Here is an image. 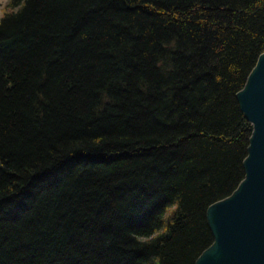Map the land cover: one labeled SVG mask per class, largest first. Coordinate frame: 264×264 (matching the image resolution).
<instances>
[{
    "label": "trees",
    "instance_id": "obj_1",
    "mask_svg": "<svg viewBox=\"0 0 264 264\" xmlns=\"http://www.w3.org/2000/svg\"><path fill=\"white\" fill-rule=\"evenodd\" d=\"M262 53L264 0H7L0 264H195Z\"/></svg>",
    "mask_w": 264,
    "mask_h": 264
},
{
    "label": "water",
    "instance_id": "obj_2",
    "mask_svg": "<svg viewBox=\"0 0 264 264\" xmlns=\"http://www.w3.org/2000/svg\"><path fill=\"white\" fill-rule=\"evenodd\" d=\"M236 101L252 130L244 179L206 212L213 242L195 264H264V53Z\"/></svg>",
    "mask_w": 264,
    "mask_h": 264
},
{
    "label": "rangeland",
    "instance_id": "obj_3",
    "mask_svg": "<svg viewBox=\"0 0 264 264\" xmlns=\"http://www.w3.org/2000/svg\"><path fill=\"white\" fill-rule=\"evenodd\" d=\"M7 0H0V16H1V9L6 4Z\"/></svg>",
    "mask_w": 264,
    "mask_h": 264
}]
</instances>
